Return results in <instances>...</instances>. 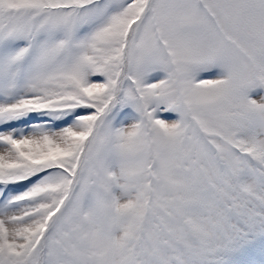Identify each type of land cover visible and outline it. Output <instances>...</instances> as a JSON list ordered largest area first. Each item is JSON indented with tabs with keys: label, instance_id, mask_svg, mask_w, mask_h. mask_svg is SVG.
Masks as SVG:
<instances>
[{
	"label": "snow or ice",
	"instance_id": "snow-or-ice-1",
	"mask_svg": "<svg viewBox=\"0 0 264 264\" xmlns=\"http://www.w3.org/2000/svg\"><path fill=\"white\" fill-rule=\"evenodd\" d=\"M0 264H264V0H0Z\"/></svg>",
	"mask_w": 264,
	"mask_h": 264
}]
</instances>
